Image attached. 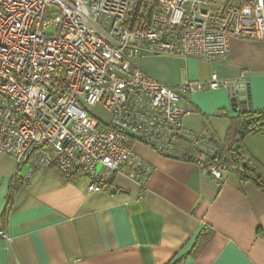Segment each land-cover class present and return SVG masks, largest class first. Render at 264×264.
Returning a JSON list of instances; mask_svg holds the SVG:
<instances>
[{
	"label": "built area",
	"instance_id": "1",
	"mask_svg": "<svg viewBox=\"0 0 264 264\" xmlns=\"http://www.w3.org/2000/svg\"><path fill=\"white\" fill-rule=\"evenodd\" d=\"M234 38L264 39V0H0V153L22 180L54 165L68 181L81 173L88 193L117 174L147 185L134 143L214 179L234 173L252 160L234 148L218 159L210 134L189 133L183 95L222 86L237 98L244 73L168 86L140 67L145 54L211 63ZM185 136L193 151L176 144Z\"/></svg>",
	"mask_w": 264,
	"mask_h": 264
},
{
	"label": "crops",
	"instance_id": "2",
	"mask_svg": "<svg viewBox=\"0 0 264 264\" xmlns=\"http://www.w3.org/2000/svg\"><path fill=\"white\" fill-rule=\"evenodd\" d=\"M140 67L168 86L244 73L236 111L222 86L183 95L193 107L185 128L210 134L215 145L240 110L264 108V39L234 38L211 63L145 54ZM241 146L264 170V126ZM133 150L152 166L143 189L117 174L105 190L88 193L81 173L68 181L53 165L22 180L10 199L17 164L0 153V223L9 237H0V264H264V190L236 172L214 179L151 147Z\"/></svg>",
	"mask_w": 264,
	"mask_h": 264
},
{
	"label": "trees",
	"instance_id": "3",
	"mask_svg": "<svg viewBox=\"0 0 264 264\" xmlns=\"http://www.w3.org/2000/svg\"><path fill=\"white\" fill-rule=\"evenodd\" d=\"M262 126H264V108L259 110L244 108L240 110L236 116L230 118L229 128L227 130L223 144L216 145L217 158L225 159L227 157L228 151L230 149L232 150V148H234L235 151H238V155L243 154V156L247 158L241 146V141L245 135L258 132ZM176 144L187 148L189 151H193V148L189 145L188 141L186 142L184 140V138L177 140ZM226 160L227 159H225V161ZM237 164L238 168L236 169V173L242 179L251 180L259 188L264 190V170L260 164L253 160L250 164H243V161L240 159H238ZM21 182L22 179L16 172L14 178L12 179L9 199L12 196L11 194L16 190Z\"/></svg>",
	"mask_w": 264,
	"mask_h": 264
},
{
	"label": "water",
	"instance_id": "4",
	"mask_svg": "<svg viewBox=\"0 0 264 264\" xmlns=\"http://www.w3.org/2000/svg\"><path fill=\"white\" fill-rule=\"evenodd\" d=\"M236 100H237L236 97H231V99H230V101H231V106H232V110H234V111L237 110V108H236V106H237V101H236Z\"/></svg>",
	"mask_w": 264,
	"mask_h": 264
},
{
	"label": "rangeland",
	"instance_id": "5",
	"mask_svg": "<svg viewBox=\"0 0 264 264\" xmlns=\"http://www.w3.org/2000/svg\"><path fill=\"white\" fill-rule=\"evenodd\" d=\"M232 108V107H231Z\"/></svg>",
	"mask_w": 264,
	"mask_h": 264
}]
</instances>
